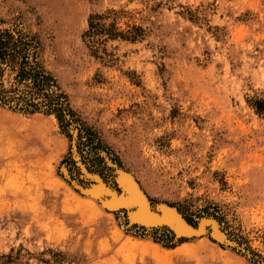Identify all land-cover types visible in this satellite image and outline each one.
I'll list each match as a JSON object with an SVG mask.
<instances>
[{
  "label": "rangeland",
  "instance_id": "rangeland-1",
  "mask_svg": "<svg viewBox=\"0 0 264 264\" xmlns=\"http://www.w3.org/2000/svg\"><path fill=\"white\" fill-rule=\"evenodd\" d=\"M113 10L108 23L144 36L96 57L83 33ZM0 15L39 33L47 68L109 148L0 105V264H264V0H0ZM115 165L153 206L196 225L215 213L224 238L179 239L107 210L83 188L100 177L117 191Z\"/></svg>",
  "mask_w": 264,
  "mask_h": 264
},
{
  "label": "trees",
  "instance_id": "trees-1",
  "mask_svg": "<svg viewBox=\"0 0 264 264\" xmlns=\"http://www.w3.org/2000/svg\"><path fill=\"white\" fill-rule=\"evenodd\" d=\"M112 12L115 11L91 14L88 28L83 33L84 40L89 45L93 43L96 46L92 48L96 57L112 56L106 48H101L110 39L122 38L135 42L144 36L145 30L141 25H133L124 32L119 30L114 21L108 23L106 20ZM44 49L39 33L28 28L20 18L10 22L0 15V105L27 114L43 112L54 115L61 131L68 138H73L71 126H74L76 130H80L77 134L80 139L83 134H87L97 155L103 150L108 152V146L93 128L79 118L72 108L68 94L62 89L53 72L47 68L43 58ZM101 49L104 56L99 54ZM255 107L262 112L264 100L256 102ZM178 209L188 222L196 225L181 207ZM212 215L222 222L215 213ZM154 239L160 242L157 238Z\"/></svg>",
  "mask_w": 264,
  "mask_h": 264
},
{
  "label": "bare ground",
  "instance_id": "bare-ground-1",
  "mask_svg": "<svg viewBox=\"0 0 264 264\" xmlns=\"http://www.w3.org/2000/svg\"><path fill=\"white\" fill-rule=\"evenodd\" d=\"M81 167L83 168V166ZM115 175L123 188L122 193L112 189L100 177H92L97 181V184L90 188H83L84 193L95 197L107 210H126L129 222L133 225L142 226L146 230L167 227L174 230L177 235L176 238L179 239L180 237L194 238L207 234L205 227L211 218H203L201 226L197 228L191 225L176 207L158 204V209H156L131 173L117 168ZM91 196L89 197L95 199ZM218 227L215 223L213 235L216 238H220L222 235Z\"/></svg>",
  "mask_w": 264,
  "mask_h": 264
},
{
  "label": "water",
  "instance_id": "water-1",
  "mask_svg": "<svg viewBox=\"0 0 264 264\" xmlns=\"http://www.w3.org/2000/svg\"><path fill=\"white\" fill-rule=\"evenodd\" d=\"M109 161H110V159H109ZM107 163H108V162H107ZM111 163H112V162H111ZM113 167H114V172H115L118 166L115 165V166H113ZM114 178H115V179H114V180H115V182H114V186L117 188L118 192L122 193L123 188L120 186V183L117 181V176L115 175ZM155 208L158 209V204L155 206ZM203 218H206V217H203ZM203 218H201V219L198 221V223H197V225H196L195 227L199 228V227L201 226V223H202V219H203ZM210 220H211L210 222H207L205 229H206L207 232H208V230H209V228H210V230H211V232H212V235H213L214 224L216 223V225H218V226H220V225H219L217 219H215V218H211ZM165 226H166V225H165ZM218 228H219V227H218ZM168 229H169V228H168ZM169 230L172 232V234H173L174 237L176 238L177 235H176L175 231L172 230V229H169ZM219 231H220V233H221L222 235H221L220 238H217V239H222V238H224V233L222 232V230L220 229ZM213 236H214V235H213ZM214 237H215V236H214ZM181 238H185V237H180V239H181ZM215 238H216V237H215Z\"/></svg>",
  "mask_w": 264,
  "mask_h": 264
}]
</instances>
